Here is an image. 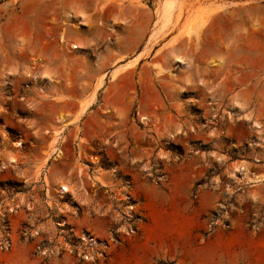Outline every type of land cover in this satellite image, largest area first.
Masks as SVG:
<instances>
[{
    "label": "rangeland",
    "instance_id": "obj_1",
    "mask_svg": "<svg viewBox=\"0 0 264 264\" xmlns=\"http://www.w3.org/2000/svg\"><path fill=\"white\" fill-rule=\"evenodd\" d=\"M251 32L264 0H0V264H264Z\"/></svg>",
    "mask_w": 264,
    "mask_h": 264
},
{
    "label": "crops",
    "instance_id": "obj_2",
    "mask_svg": "<svg viewBox=\"0 0 264 264\" xmlns=\"http://www.w3.org/2000/svg\"><path fill=\"white\" fill-rule=\"evenodd\" d=\"M253 36L251 37L252 41L255 42V47H240L237 45H232L230 47L229 53L232 54L233 65L236 61L241 60L242 58L246 59L249 63L248 68H236L235 66L231 69L234 84L236 81H239L240 84H245L242 80V75L247 74L249 76V85L250 86H259L264 88V39L258 41L257 33L251 32ZM180 37L179 33L172 35V39L175 40ZM258 43V47H257ZM241 54H247L244 57ZM232 78V77H231Z\"/></svg>",
    "mask_w": 264,
    "mask_h": 264
},
{
    "label": "bare ground",
    "instance_id": "obj_3",
    "mask_svg": "<svg viewBox=\"0 0 264 264\" xmlns=\"http://www.w3.org/2000/svg\"><path fill=\"white\" fill-rule=\"evenodd\" d=\"M168 7H167V3H164L163 4V12L167 9ZM166 12V11H165ZM75 47H77V45L76 44H72V47L71 48H75ZM87 104V103H86ZM202 104V103H201ZM83 106V105H82ZM86 106V105H85ZM85 108V107H84ZM147 118V117H146ZM256 125H258L259 126V123L258 122H256L255 123ZM16 161V159L13 157L12 158V162H15ZM62 190H64V191H66V190H68V188L66 187V186H62V188H61Z\"/></svg>",
    "mask_w": 264,
    "mask_h": 264
}]
</instances>
